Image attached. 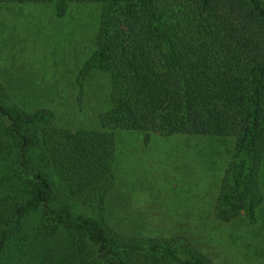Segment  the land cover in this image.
Wrapping results in <instances>:
<instances>
[{
  "label": "trees",
  "instance_id": "obj_1",
  "mask_svg": "<svg viewBox=\"0 0 264 264\" xmlns=\"http://www.w3.org/2000/svg\"><path fill=\"white\" fill-rule=\"evenodd\" d=\"M99 4L81 78L110 82L99 128L29 111L0 75V264H216L186 234L121 232L110 219L116 130L232 138L214 217L264 222V0H0Z\"/></svg>",
  "mask_w": 264,
  "mask_h": 264
},
{
  "label": "rangeland",
  "instance_id": "obj_2",
  "mask_svg": "<svg viewBox=\"0 0 264 264\" xmlns=\"http://www.w3.org/2000/svg\"><path fill=\"white\" fill-rule=\"evenodd\" d=\"M99 4H0V75L25 109L55 112L59 126L99 128L110 107V82L81 72L94 49ZM116 183L108 199L120 231L147 236L186 234L216 264H264V222L221 223L214 206L232 159V138L161 136L116 130ZM264 211V208H263Z\"/></svg>",
  "mask_w": 264,
  "mask_h": 264
}]
</instances>
